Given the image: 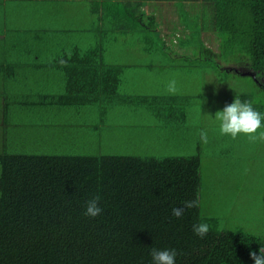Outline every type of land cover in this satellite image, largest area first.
<instances>
[{
	"label": "rangeland",
	"instance_id": "obj_1",
	"mask_svg": "<svg viewBox=\"0 0 264 264\" xmlns=\"http://www.w3.org/2000/svg\"><path fill=\"white\" fill-rule=\"evenodd\" d=\"M192 3L144 8L155 11L153 30L108 33L105 58L125 68L119 93L109 106L78 109L39 103L45 94L64 88L63 72L52 69L55 60L50 58L96 45L102 32L95 34L94 18L82 15L86 8L80 0H7L0 5L7 16V23H0V151L3 142L13 153L100 150L162 158L188 157L199 150L203 217L216 230L264 239V142L250 143L244 134L235 139L221 135L215 118L226 103L250 95L255 80L261 86L264 79L246 61L204 56L206 47L219 51L218 38L203 25L207 6ZM172 79L175 95L167 90ZM255 99L253 105L260 97ZM257 111L264 130V110ZM201 129L206 144L199 139Z\"/></svg>",
	"mask_w": 264,
	"mask_h": 264
},
{
	"label": "trees",
	"instance_id": "obj_2",
	"mask_svg": "<svg viewBox=\"0 0 264 264\" xmlns=\"http://www.w3.org/2000/svg\"><path fill=\"white\" fill-rule=\"evenodd\" d=\"M88 1L101 37L88 51L75 47L67 66L53 61L52 69L63 72L64 88L45 94L40 105L109 106L125 68L106 60L103 39L108 33L153 30L157 24L142 8L144 0ZM179 1L202 2L209 9L202 21L217 36L219 51L206 47L205 57L246 61L264 79V0ZM257 84L241 101L252 104L260 97L252 106L264 110V82ZM6 112L5 104L2 119ZM3 145L0 264H152L153 247L176 249V264H253L249 250L264 247L257 235L211 227L199 204L179 219L172 216L173 206L199 202V150L188 157L158 158L100 150L13 153ZM94 195L100 196L103 212L90 218L84 215L85 201ZM197 223L210 227L203 238L192 231Z\"/></svg>",
	"mask_w": 264,
	"mask_h": 264
},
{
	"label": "clouds",
	"instance_id": "obj_3",
	"mask_svg": "<svg viewBox=\"0 0 264 264\" xmlns=\"http://www.w3.org/2000/svg\"><path fill=\"white\" fill-rule=\"evenodd\" d=\"M73 55L71 49L67 50L64 55L51 57L50 62L55 60L61 66H67L69 59ZM168 93L175 95L178 92L177 82L172 79L168 83ZM215 118L220 121L221 135H230L235 139L238 134L247 136L250 143L258 141L264 142V130H262V114L255 110L251 103L242 102L239 97H235L231 103H226L222 110L217 111ZM199 139L202 143H208L206 131L200 130ZM100 196L94 195L85 201L84 215L95 218L102 214L103 208L100 206ZM198 200H185L181 205L173 206L171 209L172 216L181 218L186 209L198 207ZM210 227L207 223H197L192 226L195 235L203 238L208 234ZM152 258V264H176V256L179 254L174 248L159 249L153 247L149 252ZM249 257L253 264H264V247L258 250H249Z\"/></svg>",
	"mask_w": 264,
	"mask_h": 264
},
{
	"label": "crops",
	"instance_id": "obj_4",
	"mask_svg": "<svg viewBox=\"0 0 264 264\" xmlns=\"http://www.w3.org/2000/svg\"><path fill=\"white\" fill-rule=\"evenodd\" d=\"M80 2L82 3V5H84L85 6V10L82 12V15H84V16H87V15H89V16H92V14H91V4H90V2L88 1V0H80ZM186 2H188V1H182V2H180L179 0H144L143 1V9L144 8H146V7H149V6H159V7H161V6H164L165 4H167V3H172V4H174V5H176V4H182V6L184 5V3L185 4H188V3H190L191 4V1H189L188 3H186ZM194 3H192V4H195V3H197L198 1H193ZM7 3V0H0V5L1 6H3L4 7V5ZM145 10V9H144ZM4 11V10H3ZM3 11H1L0 12V23H7V16L6 15H4V13H3ZM151 12H155V11H151ZM151 12H148V11H145V13L146 14H148V15H155V14H153V13H151Z\"/></svg>",
	"mask_w": 264,
	"mask_h": 264
}]
</instances>
